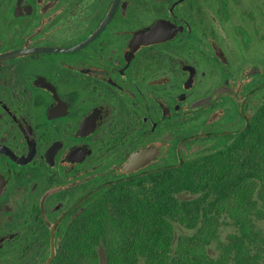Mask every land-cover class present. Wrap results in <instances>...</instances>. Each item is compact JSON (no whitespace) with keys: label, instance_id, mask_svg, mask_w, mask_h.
<instances>
[{"label":"flooded vegetation","instance_id":"1","mask_svg":"<svg viewBox=\"0 0 264 264\" xmlns=\"http://www.w3.org/2000/svg\"><path fill=\"white\" fill-rule=\"evenodd\" d=\"M264 104V0H0V264H44L138 178Z\"/></svg>","mask_w":264,"mask_h":264},{"label":"trees","instance_id":"2","mask_svg":"<svg viewBox=\"0 0 264 264\" xmlns=\"http://www.w3.org/2000/svg\"><path fill=\"white\" fill-rule=\"evenodd\" d=\"M190 196H182V192ZM264 104L231 142L187 161L175 174L138 178L106 193L74 220L51 264H260L264 239ZM239 227L218 238L220 217ZM194 229L175 241V224ZM217 241L213 257L207 245Z\"/></svg>","mask_w":264,"mask_h":264},{"label":"rangeland","instance_id":"3","mask_svg":"<svg viewBox=\"0 0 264 264\" xmlns=\"http://www.w3.org/2000/svg\"><path fill=\"white\" fill-rule=\"evenodd\" d=\"M182 196H190L189 192H182ZM264 210V209H263ZM251 217L255 223V226L261 230V234L264 239V214H258L253 212ZM175 231V241L177 240L178 236L182 234H191L194 229L186 228L180 224H175L174 227ZM239 233V227L237 223L228 215H222L220 217V225L218 229V238L220 241L227 242L229 241V237L232 234ZM207 250L209 254L213 257H217L220 254L221 249L218 246L217 241H212L207 245ZM99 255H100V264H105L104 252L103 249L99 248ZM140 264H146L143 260H140ZM260 264H264V243H263V250H262V257L260 259Z\"/></svg>","mask_w":264,"mask_h":264},{"label":"water","instance_id":"4","mask_svg":"<svg viewBox=\"0 0 264 264\" xmlns=\"http://www.w3.org/2000/svg\"><path fill=\"white\" fill-rule=\"evenodd\" d=\"M54 255H55V247H53L51 249L50 257L44 264H48L51 261V259L53 258Z\"/></svg>","mask_w":264,"mask_h":264}]
</instances>
